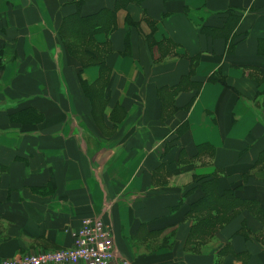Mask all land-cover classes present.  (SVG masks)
Here are the masks:
<instances>
[{"label": "crops", "instance_id": "1", "mask_svg": "<svg viewBox=\"0 0 264 264\" xmlns=\"http://www.w3.org/2000/svg\"><path fill=\"white\" fill-rule=\"evenodd\" d=\"M262 212L264 0H0V259L264 264Z\"/></svg>", "mask_w": 264, "mask_h": 264}, {"label": "built area", "instance_id": "2", "mask_svg": "<svg viewBox=\"0 0 264 264\" xmlns=\"http://www.w3.org/2000/svg\"><path fill=\"white\" fill-rule=\"evenodd\" d=\"M69 248L0 259V264H114L118 250L109 224L95 218H84L72 232ZM121 264H130L123 260Z\"/></svg>", "mask_w": 264, "mask_h": 264}, {"label": "trees", "instance_id": "3", "mask_svg": "<svg viewBox=\"0 0 264 264\" xmlns=\"http://www.w3.org/2000/svg\"><path fill=\"white\" fill-rule=\"evenodd\" d=\"M119 1H122V0H119ZM124 1H129V0H124ZM135 1H139V0H135ZM259 217H260L261 219H264V212L260 213V214H259ZM213 220H214V219H213ZM216 220H218V217L216 218Z\"/></svg>", "mask_w": 264, "mask_h": 264}, {"label": "rangeland", "instance_id": "4", "mask_svg": "<svg viewBox=\"0 0 264 264\" xmlns=\"http://www.w3.org/2000/svg\"><path fill=\"white\" fill-rule=\"evenodd\" d=\"M88 58V57H87ZM89 59V58H88ZM86 218H88V217H86ZM226 218V217H225ZM99 220V219H98ZM101 221V220H100ZM103 223H105V222H103Z\"/></svg>", "mask_w": 264, "mask_h": 264}]
</instances>
